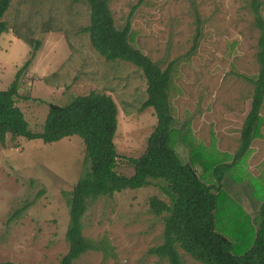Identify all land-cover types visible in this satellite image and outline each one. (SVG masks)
Wrapping results in <instances>:
<instances>
[{"label":"rangeland","instance_id":"rangeland-1","mask_svg":"<svg viewBox=\"0 0 264 264\" xmlns=\"http://www.w3.org/2000/svg\"><path fill=\"white\" fill-rule=\"evenodd\" d=\"M140 1H110L117 28L125 26ZM4 21L8 31L0 39V91H7L31 60L16 98L29 130L42 133L53 106L107 94L118 108L117 172L131 177L130 159L146 152L157 126L154 109H141L148 99L142 71L127 62H108L92 47L89 35L81 32L90 24L85 2L12 0ZM131 22L136 48L162 70L175 63L170 95L183 161L199 154L204 164L193 162L194 168L215 187L216 166L233 164L218 193L216 230L233 243L234 253L243 254L256 238L264 204V104L258 137L235 160L261 69V32L250 2L145 0ZM85 158L78 136L53 144L40 139L0 144V263H61L69 251L68 199L85 172ZM163 186L153 182L89 203L83 236L96 249L75 264H168L149 253L164 243L168 214L157 216L150 209L153 197L169 202ZM178 251L183 264H201Z\"/></svg>","mask_w":264,"mask_h":264},{"label":"trees","instance_id":"trees-1","mask_svg":"<svg viewBox=\"0 0 264 264\" xmlns=\"http://www.w3.org/2000/svg\"><path fill=\"white\" fill-rule=\"evenodd\" d=\"M11 1L0 0V39L8 31L4 17ZM76 1L85 2L90 8V24L81 32L89 35L92 47L108 62H127L142 71L148 85V99L141 109H154L157 126L148 139L146 152L138 159H130L134 174L128 177L117 172L120 155L114 140L118 128V108L111 96L91 93L76 97L65 107L53 106L43 132L35 134L29 130L24 113L16 102L21 74L29 67L31 60L17 73L10 88L0 91V144L3 147L8 143H18L21 139H40L45 144H53L73 136L80 137L85 144V172L68 199L70 220L66 240L69 251L60 264H75L82 255L96 249L94 243L83 236V219L89 203L116 193L138 190L153 182L164 183L163 191L169 202L158 197L150 201L153 214H168L165 218L164 243L152 248L149 251L151 255L167 260L168 264H183L178 251L182 249L201 264H264V204L259 212V226L252 246L243 254L234 253L233 243L216 230L218 193L222 192L225 175L233 164L216 166L215 187L208 185L194 168V163L204 164L201 157L199 161V154L185 163L177 151L178 132L170 95L175 63L162 70L132 43V15L145 0L133 8L122 29L117 28L113 18L109 6L112 0ZM249 2L261 32L258 54L261 69L255 82L252 108L241 131L240 153L235 160L245 155L258 137L260 111L264 104L263 4L260 0ZM26 42L32 45V41ZM39 46V43L35 46L37 51Z\"/></svg>","mask_w":264,"mask_h":264}]
</instances>
